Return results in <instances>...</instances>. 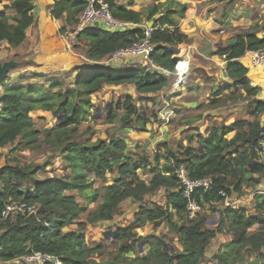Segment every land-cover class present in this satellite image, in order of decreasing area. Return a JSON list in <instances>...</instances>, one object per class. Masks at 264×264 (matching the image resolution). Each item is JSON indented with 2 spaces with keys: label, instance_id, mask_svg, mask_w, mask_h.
I'll return each instance as SVG.
<instances>
[{
  "label": "trees",
  "instance_id": "obj_1",
  "mask_svg": "<svg viewBox=\"0 0 264 264\" xmlns=\"http://www.w3.org/2000/svg\"><path fill=\"white\" fill-rule=\"evenodd\" d=\"M4 0H0V4ZM109 3L115 18L135 25L152 21L162 10V16L154 22L152 41L155 52L151 60L164 73H149L139 66L131 71L97 69L79 75L72 86L64 88L57 80H48L44 85L30 82L26 75L8 78L0 88V264L14 261L35 252L55 255L63 264H98L91 260L101 255L103 246L91 247L86 241V224L113 221L121 205L128 199L142 203L134 222L118 232L122 243L118 257L102 264H201L210 245L227 230L232 241L223 245V250L213 257L216 264H242L243 258L264 255V195L254 197L255 214L245 208L220 209L221 192L234 196L245 187L256 188L264 179V165L252 167L258 160V143L264 132V101H256L260 88L251 86L247 68L238 62L247 53L264 49V34L257 31L241 35L233 45L219 46L216 54L228 61V76L234 88L241 87L242 100H255L251 120L230 126L213 128L202 139L203 150L192 146L180 151L172 150L168 144H160L154 153L153 163L145 154H127L124 138L110 135L106 140H74L77 127L87 119L92 107L91 96L101 85H132L141 95H156L170 85V73L179 63L172 46L188 43V37L179 29L180 20L186 17L187 6L176 1L158 4L145 12H135ZM234 3L238 0H223ZM87 0H56L52 10L54 19L63 20L65 26H74ZM15 16L0 15V43L6 42L11 50L20 46L27 38V30L34 22L32 0H12ZM264 33V25L261 28ZM87 32L81 35L79 39ZM144 28L137 27L124 32H110L95 28L86 37V58L101 63L115 50L130 46L142 38ZM79 42V41H78ZM78 48V45L75 46ZM224 89L212 92L215 96ZM116 111L108 112L106 121L119 120L124 129H142L150 120L139 110L133 97L127 95L119 101ZM37 111L63 115V120L54 128L37 131L32 116ZM120 115V118L118 116ZM43 143L49 146L56 158L61 159L63 169L59 177L38 179L37 175L49 166L21 167L11 165L17 161L14 154L33 150ZM193 141V137L189 138ZM163 151V153L161 152ZM185 164L191 178L211 177V191H197L195 198H202L205 205L219 212L215 228H208L206 211L196 221L186 218L188 200L183 197L175 170ZM149 171V181L140 178V172ZM108 175L115 180L108 182ZM106 185L99 186L98 183ZM171 190L165 205H144L147 195L159 189ZM23 201L38 205L33 216H14L6 221L1 215L11 202ZM96 205L94 208H90ZM177 218L174 221V218ZM86 219L82 223V219ZM166 223L178 236L182 252L172 254L165 237L133 235V231L147 224L159 226ZM76 225L77 229L70 227ZM259 226V228H256ZM145 243L143 256H137L138 247ZM136 253L135 258L127 255Z\"/></svg>",
  "mask_w": 264,
  "mask_h": 264
},
{
  "label": "crops",
  "instance_id": "obj_2",
  "mask_svg": "<svg viewBox=\"0 0 264 264\" xmlns=\"http://www.w3.org/2000/svg\"><path fill=\"white\" fill-rule=\"evenodd\" d=\"M55 1L32 0L34 22L27 30L26 40L14 50H11L6 42L0 43V62L14 60L18 64L13 75L16 77L26 75L30 78L31 83L39 85H44L48 80L53 79L64 85L67 81L73 84L71 80L75 81L79 75L88 74L93 70L109 68L113 71H131L140 66L128 60L112 66L104 64L105 60L101 61V64H96L86 58L88 49L86 37L95 28H103L102 26L89 27L87 32L79 39L78 48L71 49L67 42L62 41L59 37L60 30L65 26L63 20L54 19L52 16ZM113 1L118 6L141 13L158 4H165L172 0ZM173 1L186 5L188 8L186 17L179 22V29L188 37V43L172 46V51L178 60H184L189 63V70L184 81L180 84L178 83L176 72L168 74L169 87L156 95H141L137 93L132 85L114 86L115 89L118 87V90L115 91L118 93L119 98L123 95L133 97L140 111L141 103L155 105L156 109L155 111H150V113L143 110L145 117L150 120V123L146 125V131L135 128L124 129L122 127L117 129V132L121 134L120 136L127 143V154H134L135 151H142L147 154L148 151L154 150L158 144L164 143L168 144L171 149L179 143L181 147L178 151L190 146L198 149L196 145L200 146L202 139L213 128H221L223 125L230 126L237 122L250 120L247 118L248 109L251 106H255V100L244 101L240 98L241 87L234 88L233 81L227 73L228 61L225 57L218 56L216 52L219 46L233 45L241 35L252 33L258 27L257 36H263L264 33L261 28L264 25V0H238L234 3L223 0ZM11 3L12 0H4L0 4V15L15 16V12L11 9ZM162 12L161 10L152 21L144 19V24L142 25L133 24L129 30L137 27H149L151 22L154 23L162 16ZM238 62L247 68V77L251 86L260 88L256 101H264V66L262 68L252 67L249 53L239 59ZM148 72L164 73L157 66L148 69ZM51 75L56 76L53 78ZM59 78L62 80H59ZM220 89H224L220 94L211 95L212 92H217ZM222 99L227 100L225 106L219 103L222 102ZM250 113L248 114L249 116ZM117 121L119 122V120L115 122ZM191 137H193V141L189 140ZM150 156H152L151 160ZM153 158L154 153H148V159L152 163L154 162ZM141 174L142 172H140L142 180H150L151 174L149 172H146V174H150L149 180L142 178ZM108 177H110L107 178L108 180L110 179L108 182L115 180L113 175H108ZM103 185L106 184L103 183ZM262 188H256L254 191L251 189V196L246 197L245 205L254 199L252 197L253 193L256 190H262ZM170 191L166 188H161L157 191V193H162L165 197L164 203L161 205L166 204ZM131 200L128 199L127 201ZM176 220L177 218L175 217L174 221ZM110 222L112 221L101 223V231L98 232L97 238L95 237L96 240H93L95 244L94 246L90 245L91 247L99 244L103 246L104 250L101 255L91 257V260H95L99 264L114 261L118 257L122 243L117 240L118 235H115L114 230H123L134 221L127 227L120 228L119 225L113 227L114 221L110 226ZM163 225L166 228L147 224L143 228L135 229L133 235L142 238L151 235L165 237V243L170 246L172 254L182 252L183 247L179 242L178 236L171 231L166 223H163ZM231 241L232 238L230 236L224 235L219 236L212 244L215 247L219 243V254L223 250V245ZM210 251L209 248L201 264H216L214 260H208V263L204 262L206 261L205 259L209 258ZM137 256L140 255L138 254ZM135 257L134 253L129 256V258ZM3 264L17 263L16 261H11Z\"/></svg>",
  "mask_w": 264,
  "mask_h": 264
},
{
  "label": "built area",
  "instance_id": "obj_3",
  "mask_svg": "<svg viewBox=\"0 0 264 264\" xmlns=\"http://www.w3.org/2000/svg\"><path fill=\"white\" fill-rule=\"evenodd\" d=\"M132 25L133 23L115 18L106 0H87V6L78 15L76 24L74 26L63 27L60 30L59 37L62 41L67 42L71 49H74L81 35L91 26H102L104 29L116 33L129 30ZM152 34L153 28L144 27V35L142 38L133 41L130 46L115 50L105 59L104 64L112 66L128 60L148 69L156 67L151 60V56L155 52ZM249 57L252 67L262 68L264 66V49L249 53ZM188 70L189 63L184 60H179L176 70L179 84L184 81ZM257 153V162L264 165V132L258 143ZM175 175L183 197L188 200L186 218L188 221H196L206 211V208L210 207L203 203L201 197L195 198V194L200 190L206 192L211 191L214 185L213 179L211 177L191 178L185 164H181L175 170ZM220 194L223 197V201L221 202L223 210H236L242 208L246 203V197L240 198L238 195L232 197L225 192H221ZM258 195H264V192L262 190H256L252 197L254 198ZM38 208V205L34 203L23 201L11 202L5 206L1 218L6 221L14 216H33L36 215ZM14 261L17 264H63L61 258L39 252L25 255Z\"/></svg>",
  "mask_w": 264,
  "mask_h": 264
},
{
  "label": "rangeland",
  "instance_id": "obj_4",
  "mask_svg": "<svg viewBox=\"0 0 264 264\" xmlns=\"http://www.w3.org/2000/svg\"><path fill=\"white\" fill-rule=\"evenodd\" d=\"M14 72V71H13ZM12 72V74H13ZM52 76V75H51ZM56 75H53L52 77L54 78ZM16 78H11V82H13ZM59 80H62L61 78H59ZM74 82V80H71ZM64 88H66L67 86H71L72 84H70L69 81H67L64 84ZM122 86H127V85H122ZM118 90V87L114 86H107L105 85L104 88H101L98 92L94 93L91 96V101H92V107L90 108L88 117L86 120H84L78 127H77V133L74 134L73 138L74 140H78V141H84L87 139H90L92 142H96V140L98 139H102V140H106L110 135H116L121 137L118 132L117 129L121 128V124L117 121L114 124H110L106 121L107 119V114L110 111H116L117 109V104L119 101H124L126 98V95L121 96L120 98L118 97V93L116 91ZM143 101H145L143 99ZM236 101V100H234ZM227 100L222 99V102H219L221 105H226ZM151 103V102H149ZM218 103V105H220ZM141 111L144 113V111H148L150 113V111L152 110H156L155 109V105H147V104H143L141 103ZM144 110V111H143ZM249 111L247 112V118H249L250 120L252 119L248 114L254 110V106H251L249 109ZM145 115V114H144ZM32 116L35 118L36 120V129L37 131L43 133L44 130L47 129H52L54 128L59 122H61L63 120V115H59L58 118L55 117L54 114L48 113V112H42V111H37L35 113L32 114ZM119 118V116H118ZM137 129V128H135ZM138 131V130H137ZM44 137L41 136L40 137V142L41 145L38 146V148H35L33 150H27V151H23V152H17L16 154H14V157L17 159V161L11 162V165H16L19 164L21 167H39L41 168L42 166H44L45 164L49 165L46 170H42L40 171V173L37 175L38 179H46V178H53V177H59V175L62 174V172H65L63 169V163L61 161V159L56 158L57 153L52 152L51 148L49 146H47L46 144L43 143ZM159 145V144H158ZM158 145L157 147H155L154 150L152 151H148L147 154H145L144 152H138L135 151L134 154H145L148 156V153L151 154L155 153L158 150ZM199 145H196L197 148H200ZM181 146H179V143L176 144L172 150L178 151L180 149ZM163 153V151H161ZM152 159V156H150V160ZM152 163V161H151ZM259 163V162H258ZM146 172L149 171H143L141 176L144 179L149 180L150 178V174H146ZM110 178V177H108ZM110 180V179H109ZM108 180V181H109ZM99 186H102L103 183H98ZM263 187V188H262ZM257 189L262 188V191L264 192V179L261 182L260 185H258L256 187ZM256 188H249V187H245L243 190L244 192L241 193H237L232 197H236V195H238L240 198L241 197H247V196H251V189H253V191ZM247 189V190H245ZM248 191V192H247ZM165 200L164 195H162V193H157L156 194H152L149 195L145 198L144 200V205L146 206H152V204H163ZM143 205L142 203H138L135 201H125L117 215H115L113 221L115 222L113 227H116V225H119L120 227H127L130 223H132L135 220V215L136 212L139 210V207ZM96 205H92L90 208H94ZM246 210H248V212L250 214H255V203H254V199L243 206ZM242 207V208H243ZM219 211H221L220 209L222 208V205L217 207ZM206 212L209 213L207 214L208 216V223H207V227L208 228H215L216 227V223L218 222V216H219V212L215 211V209L213 208H206ZM86 219H82L81 222L85 223ZM112 221V222H113ZM112 222L109 223V225L111 226ZM101 223H98L96 225H87L86 223V241L89 245L94 246V242L93 240H96L95 237L97 238L98 232L101 231ZM160 228H166L164 227L163 223H161ZM71 229H77L76 225H73L70 227ZM256 228H259V226H256ZM110 229V228H108ZM120 229L114 230V233H116V231L119 232ZM134 234V232L132 233ZM227 236H230L231 238H233V235L230 231L227 230V233L225 234ZM223 241V240H222ZM210 256L208 259H205L206 261L204 262H209L208 260H213V257L216 256L218 254V250L220 248L219 243H217L215 245V247L213 246V244L210 245ZM143 253H145V251L142 249ZM133 253L127 255L128 257L131 256ZM139 254V251L137 252V255ZM140 255V254H139ZM136 256V253H135ZM204 259V258H203ZM243 262L242 264H264V255H262L261 257H256L255 255H251L249 257L243 258ZM93 262H96L95 260H92ZM97 263V262H96ZM99 264V263H98Z\"/></svg>",
  "mask_w": 264,
  "mask_h": 264
},
{
  "label": "water",
  "instance_id": "obj_5",
  "mask_svg": "<svg viewBox=\"0 0 264 264\" xmlns=\"http://www.w3.org/2000/svg\"><path fill=\"white\" fill-rule=\"evenodd\" d=\"M154 23L151 22L150 23V28H153ZM18 66L17 62L14 60L11 61H7V62H0V88L2 86V84L8 79V78H15L16 76L12 74V72L16 69V67ZM104 88V85H101L100 89ZM203 145L200 146V151L203 150ZM260 163L258 162H254L252 164V167H255L257 165H259ZM118 234V231H116L115 235ZM145 243L143 242L142 244L139 245L138 247V251L140 256H143L145 253H143L142 249L144 248Z\"/></svg>",
  "mask_w": 264,
  "mask_h": 264
}]
</instances>
